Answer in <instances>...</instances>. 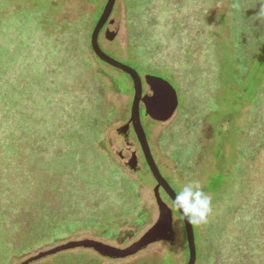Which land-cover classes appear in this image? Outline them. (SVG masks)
I'll return each mask as SVG.
<instances>
[{
    "label": "rangeland",
    "instance_id": "1",
    "mask_svg": "<svg viewBox=\"0 0 264 264\" xmlns=\"http://www.w3.org/2000/svg\"><path fill=\"white\" fill-rule=\"evenodd\" d=\"M31 1L32 0H11L12 6L9 7L6 5L7 7L0 9V15L6 13L15 16L21 15L19 19H9L8 17V20L5 21L7 24L3 26L1 23L4 21V17L0 16V44L2 43L1 45L6 49L5 51L12 48L10 50V57H15L16 59L21 57L19 46L26 44V55L29 57L28 59L33 60L35 63L34 67L29 70L28 73L30 77H34V80H38L41 83L42 80L47 77L40 68V66L43 65L41 63L54 59L69 60V58L64 56V53L58 54L56 57L47 53L55 44L49 42L50 40L44 36L43 31L35 24L30 13H28L26 9H22L30 8ZM50 2L58 5V10L56 13H53V17L51 16L53 25L46 29L47 33L53 36L60 35L61 32L65 31L81 34L85 33L87 36H79V39L83 43H85L87 39L88 50L85 52V55L92 60L93 69L101 67V70L105 71L107 74L105 77L107 89L101 103H98L97 98L89 99L80 97L79 99L77 96L73 97V100L78 104L76 108L81 110V113L75 117V123L79 124L82 128L86 127V133L80 137V135L77 134L78 129L71 132L72 137L70 141L71 143L78 142L79 149L76 151L73 149V151L66 153V158L63 162L66 165H76L79 163L85 168L86 165H84V160H75V154L78 151L83 158L86 155H92L94 157L100 156L98 160H100V162H102V160L104 161L102 163V165L104 164L102 166L103 169H100L97 165L85 169L89 170V173L101 176L100 178L108 182L105 187L109 188V192L114 196H118V199H120V202L117 203L121 206L118 216L123 217L116 218L106 223L101 221L99 227L92 228L96 220L93 219L94 216L88 217L86 219L87 222H85L84 219L80 217L76 218L67 215V210L60 208V206L64 205L63 200H61L60 196L56 197L57 199H55L54 202L55 205L58 203L59 211L57 210L55 215L50 211L49 214L41 220L42 222L47 221L45 223V229H43V226L40 227V229L43 227L42 232L38 231L30 236L17 240L14 246L20 249L19 257H11L5 264H19L37 255L41 251H47L54 246L67 243L70 240L91 238L114 247L126 248L139 240L147 230L156 223L159 217V210L154 196L156 181L145 163L135 134L130 129L127 130L126 133H123V128L127 127V123L130 119V108L133 99L130 78L125 73L106 65L102 61H99V64L90 46L92 30L107 0H50ZM232 2L233 12L235 14L238 8L236 7V0H214L210 17L216 35L219 67L222 68L220 76L217 75V77L206 75L191 77V79H189L190 83L186 80L187 83L179 84V81L169 74L168 70H166L167 68L160 70V72L146 70L144 65L148 63V57L143 55L137 58L135 54L130 51V49H132L131 42H133L135 32L134 23L131 22L129 17L127 0H117L110 18V21L115 22L114 24H119L117 37L114 40L109 37L108 32L113 30L112 26L109 27V25L105 27L99 37L100 45L106 54L136 69L139 73L144 72L148 75L169 81L178 93L179 108L172 120L167 122L152 121L149 118H145L144 113H141V120L160 172L175 192H177L184 183L197 181L201 184L204 191L212 198L213 212L208 222L202 225H194L198 250L196 264H208L204 259L201 262V256L207 252L212 259H217L219 264H227L234 258L235 261H237V255H232L230 248L226 245L227 241L225 236L220 240L216 237L211 239L209 224L227 221V228L232 227L233 230H236L238 226L234 223L236 221L232 219L231 214H236L237 218L243 212L254 209L257 201H254L256 194L252 191L264 184V141L259 137L255 139V143L258 146V153L252 161H243L239 158L237 148L234 147L233 144L234 137L227 140V145L223 148V151H219L220 149L217 143L220 129L224 128L225 130L228 128L229 124H225V119L230 120L228 114L231 111L239 115L236 116L237 118H235V121H232L236 122L239 126L245 124L248 120H253L257 115V113L255 114V110L252 111L250 115V111L254 108L253 105L258 103V99L249 96L248 99L243 101V97L237 89L242 85L241 80L237 78L236 74L233 75L234 72L228 69L231 63L239 62L238 59H240V56L245 55L243 54L244 51L241 50L244 46L230 40ZM147 4H150V0H147ZM11 7H16V9ZM164 18L165 17L157 16V14L152 16L150 20L153 27L152 31L159 30V33L161 32L164 26ZM64 22H66V24L64 28L61 29L60 24L63 25ZM5 37L7 38L6 40H4ZM8 39H12L13 42L9 44L10 42ZM16 45H18V48L14 49ZM64 45L68 46L66 43ZM35 47L44 49V54L41 56L36 55ZM261 54H263L264 58V46L261 50ZM140 59L143 61L142 64H144L141 65L143 70L139 69ZM4 61L6 65L4 67L13 66L10 59H5ZM166 62L167 60L164 61V64L173 67L171 62ZM235 69L240 70L241 68L236 66L234 67V70ZM21 75L22 74L18 73L19 77ZM9 77H14V75ZM55 77H58L57 85H59L60 89H65V87L70 88V90L72 89L73 85L71 82H68L72 77H75L74 74L69 76L68 71H65V73H58ZM22 78L23 82H27L25 77ZM218 81H220L219 84ZM194 82H196V84ZM216 82V85H220V88L218 87L217 93L214 95L209 96L208 94L203 98L202 93L196 94L199 90L214 87ZM44 88L52 91L51 88L43 85L42 89ZM23 90L25 89L23 88ZM101 92L102 90H100L99 93ZM25 99L28 100L29 97ZM245 101L248 103V105H246L247 103L245 104L246 107L243 105ZM59 102H62L65 107L70 103L68 98H61ZM252 103L253 105H251ZM214 105H219V107L221 106L223 109L220 113L213 115L215 120L207 113V110L212 109ZM26 106L27 110L28 108L30 110L36 109L30 108L29 102ZM60 106L55 104L52 105L54 110L57 111H60ZM20 109L19 107L17 111L21 113L22 120H25L26 110L20 111ZM196 111H198V113ZM223 112H226L227 115L225 116ZM38 114L40 113L38 112ZM70 117H73V114H70ZM215 121L218 124L220 123L218 128L215 126L217 125ZM46 123L47 121L38 122V125L41 126ZM196 124H199V126L195 127ZM191 126L196 129H190ZM22 127L24 128L26 126L23 125ZM191 131L194 134H191ZM126 137L134 144L132 149L126 148V144L129 143ZM195 140H197V142H195ZM21 143L22 148H30V144L27 143L26 140ZM119 151H123V153L129 157L130 154H135L138 158L137 166L139 169L133 171L130 167L126 166L125 162L116 155ZM215 151L218 152L220 157L218 155L216 156ZM52 157L53 159H50L49 163L44 159L40 161L44 168V172L51 166L50 161L55 160L54 162H57L62 157V154L57 153L56 156H54L52 153ZM235 164L238 166L235 167ZM109 165H112L113 168L104 169ZM222 169H224L226 175L232 174V177L229 179L227 176V191L223 194L224 197L221 200H217L208 189L209 180L210 177H212V181L214 177H216V180L218 175L214 176V174ZM240 172H242V175ZM71 176L73 175L71 174ZM25 177L26 176L21 175L13 177V182L12 178L9 180L8 184H10V186L8 189H10V192L0 198L5 199V201L7 200L4 204H1L2 206L0 205V210L2 208H7V206L11 204L9 196L13 195L12 197L17 199V204L11 206L12 210L19 208L21 212L31 211V206H27L29 204L23 208L25 199L27 198L26 190L22 189V191H20L19 189L21 184L24 183L23 178ZM71 178L75 180L74 176ZM5 179H7V177L1 176L0 182L4 184ZM76 181L79 182L78 179ZM75 185L81 188L82 191L86 189L88 191L87 194L91 195L93 198L95 197V199L98 198L97 196H100V203H113L117 201L107 193L105 188L99 189L98 186L93 188L91 185H84L83 183ZM160 192L164 202L172 208L170 199L162 190ZM250 193L253 199L247 202L248 199L246 195ZM232 194L234 195L233 201L229 199V196ZM49 199L50 198L47 199V202H49ZM81 200L83 202L80 203L79 207L85 210L87 208L86 205H89L88 203H91V200L88 198H83ZM114 207H116L115 204L111 207L107 206V208L116 209ZM233 207H237L236 211L234 209L231 210ZM233 211H235V213ZM142 214L146 218L142 223L138 224L137 220L140 219ZM173 214L176 233L174 243L159 242L149 246L136 256L122 260H111L100 256L93 250L78 248L46 257L32 264H186L189 256L184 225L179 213L174 209ZM10 226V220L7 221V218L3 217L0 212V230ZM209 238L211 241L218 243L216 247L219 251L216 254L212 252L215 246H208L207 244ZM2 258L3 256L0 255V264H4Z\"/></svg>",
    "mask_w": 264,
    "mask_h": 264
},
{
    "label": "trees",
    "instance_id": "2",
    "mask_svg": "<svg viewBox=\"0 0 264 264\" xmlns=\"http://www.w3.org/2000/svg\"><path fill=\"white\" fill-rule=\"evenodd\" d=\"M127 2L129 17L134 23L135 32L130 51L137 58L146 55L149 60L144 65L140 59L139 69L143 70L141 65H144L146 70L154 72H160V70L167 68L166 70L179 81V84L190 83L191 77L220 76L222 68L219 67L216 35L210 20L214 0H150V4H147V0H127ZM0 3V9L12 6L11 0H0ZM236 3L238 8L235 14L233 2L231 5L230 40L236 44H242L244 48L241 50L244 51L243 54L245 55L240 56L239 62L231 63L228 69L241 80L242 85L237 89L243 97V101L249 96L258 99L257 104H251L254 108L250 111V115L254 110L257 115L253 120H248L239 126L236 122H232L239 115L231 111L228 114L230 120L225 119V124H229L228 128L220 129L217 143L219 151H223L227 145V140L234 137L233 144L237 148L239 158L243 161H252L258 153L255 139L259 137L264 141V58L261 54L264 46V0H236ZM11 8L16 9V7ZM22 9H26L30 13L35 24L43 31L44 36L50 40L49 42L55 44L47 53L55 57L64 53V56L69 60L54 59L41 63L43 65L40 68L47 77L40 83L38 80H34V77H30L28 73L35 63L26 55V44L19 46L21 57L18 59L10 57L12 48L5 51L2 43L0 44V178L1 176L7 177L4 184L0 182V198L10 192L8 189L10 184L8 183L11 178L13 182V177L24 175L26 176L23 178L24 183L19 187L20 191L24 189L27 193L23 208L27 204H29L28 207L31 206L30 212H21L19 208L12 210L11 206L17 204V199L11 195L9 196L11 204L0 210L3 217H6L7 221L10 220L11 223L10 227L0 230V255L3 256L4 264L11 257H19L20 249L14 246L17 240L38 231L42 232L47 221L42 222L41 220L50 211L54 215L57 210L59 211L58 203L55 205L54 202L56 197L60 196L63 200L64 205L60 208L67 210V215L80 217L85 222H87L88 217L94 216L93 219L96 220L92 228L99 227L101 221L106 223L123 217L118 216L121 206L117 203L120 202V199L111 194L109 188L105 187L108 182L100 178L101 176L89 173V170L85 169L87 167L89 169L93 165L103 169L104 164L102 165V163L104 161L98 160L100 156L86 155L83 158L78 151V154H75V160H84L85 168L79 163L66 165L63 162L66 153L73 151V149L75 151L79 149L78 142L71 143L70 141L71 132L78 129L77 134L80 137L86 133V127L82 128L75 123V117L81 113V110L76 108L78 104L73 100V97L77 96L79 99L80 97L97 98L98 103H101L107 89L105 81L107 74L101 70V67L93 69L92 60L85 55L88 50L87 39L85 43L79 39L81 35L87 36L85 33L65 31L57 36L47 33L46 29L53 25L51 16L53 17V13L57 12L58 5L52 4L50 0H32L30 8ZM156 14L165 17L164 26L160 33L159 30L152 31L153 27L150 20ZM0 16L4 17V21L2 23L0 21L2 26L7 24L5 21L8 20V17L9 19L21 18V15L15 16L9 13ZM65 24L66 22L63 25L60 24V28L63 29ZM6 39L5 37L4 40ZM8 40L9 44L13 42L12 39ZM65 43L68 46L64 45ZM16 48L18 45L14 49ZM34 49L36 55L44 54V49L36 47ZM5 59H10L13 66L4 67L6 66L4 64ZM95 59L99 63L100 60ZM166 60L171 62L173 67L164 64ZM235 65L241 69L234 70ZM65 71H68L69 76L72 74L75 76L70 77L68 82L73 85L71 90L68 87L60 89L57 85L58 77L55 76L60 72L65 73ZM18 73L22 75L19 77ZM13 75L14 77H9ZM22 77H25L27 82H23ZM194 83L196 84V82ZM216 84L217 82L214 87L199 90L196 94L202 93L203 98L208 94L209 96L214 95L217 93L218 87L220 88V85ZM43 85L51 88L52 91L46 88L42 89ZM100 90H102L101 93H99ZM26 97L29 99H25ZM61 98H68L70 103L65 107L62 102H59ZM28 102L30 108L36 109L30 110L28 108L27 110ZM54 104L61 105L60 111L54 110L52 107ZM19 107L21 108L20 111L26 110L25 120H22L21 113L17 111ZM222 110L221 106L214 105L212 109L207 110V113L215 120L213 115ZM196 112L198 113V111ZM223 113L225 116L227 115L226 112ZM70 114H73V117H70ZM45 121H47L46 124L38 125V122ZM215 123L217 122L215 121ZM219 124L217 123L215 126L218 128ZM23 125L26 127L23 128ZM197 126L199 124L195 125V127ZM195 127L192 128L191 126L190 129L195 130ZM191 134L194 133L191 131ZM25 140L30 144V148H22L21 142ZM217 151H215L216 156L218 155ZM52 153L54 156L60 153L62 157L57 162L51 160V166L44 172L40 161L44 159L49 163V160L53 159ZM236 166L238 165L235 164ZM110 167L113 168L112 165H109L104 169H110ZM240 173L242 175V172ZM71 174L75 180L71 178L73 177ZM216 175L218 177L215 180L216 177L214 176ZM214 176L215 181H212V177H210L208 189L214 198L221 200L227 191V176L231 179L232 174L226 175L222 169ZM77 179L79 182L76 181ZM80 183L89 184L93 188L97 186L99 189L105 188L107 193L117 201L100 203V196L95 199V197L87 194L86 189L82 191L81 188L76 187L75 184L80 185ZM252 192L256 194L254 201H257L254 209L247 210L246 208L247 211L237 218L236 214H231L232 219L236 221L234 223L238 226L236 230H233L232 227L227 228V221L209 224L211 239L216 237L220 240L225 236L226 245L230 248L231 254L237 255V261L234 258L227 264H264V184ZM251 193L246 195L247 202L253 199ZM233 196V194L230 195L229 199L232 200ZM48 198H50L49 202H47ZM83 198L91 200V203L86 205L85 210L79 207ZM6 201L0 199V205ZM114 204L116 209L107 208V206L111 207ZM233 209L236 211L237 207L231 208V210ZM235 211L233 212L235 213ZM145 218L142 214L137 220L138 224L142 223ZM41 226L43 227L40 229ZM211 239H208L207 244L208 246H215L212 252L216 254L219 251L216 247L218 243L211 241ZM207 253L201 256V262L204 259L208 264H219L217 259H212Z\"/></svg>",
    "mask_w": 264,
    "mask_h": 264
},
{
    "label": "water",
    "instance_id": "3",
    "mask_svg": "<svg viewBox=\"0 0 264 264\" xmlns=\"http://www.w3.org/2000/svg\"><path fill=\"white\" fill-rule=\"evenodd\" d=\"M116 2L117 0H107V3L105 4L101 15L92 30L90 46L94 55L100 61L125 73L126 75L131 77L133 81L135 95L129 123L133 125L134 132L145 157V162L150 170V173L152 174V177L157 182L154 188V196L159 210V217L156 223L151 228H149L139 240L126 248L114 247L91 238L82 240H70L67 243L54 246L47 251H41L37 255L32 256L19 264H32L46 257H50L64 251L75 250L78 248L93 250L100 256L111 260H122L136 256L153 244L159 242H175L176 233L174 229L173 208L169 207V205L164 202L160 191L162 189L171 200V202L176 192L164 178V176L160 172L158 164L154 159L146 131L142 124L140 103L143 102L145 104L146 114L150 116L152 120L157 122H167L169 120H172L176 115V112L178 111L179 97L177 91L169 81L148 74H146L144 77L146 83L154 91V94L153 96H143V82L139 72L136 69L115 60L114 58L106 54L102 49L99 42V37L105 27L107 25H109V27L112 26L113 30H109L110 32H108V35L112 40L117 37L119 32V24H114L115 22L110 21ZM127 130V127H124L123 133H126ZM126 139L129 140L128 137H126ZM126 146L127 149H132L134 147V144L129 140V143H127ZM116 155L121 160H123L125 162V165L130 167V169H132L133 171H137L139 169L137 166L138 158L135 154H130L129 157L126 156L123 151H119L116 153ZM181 219L184 225L188 247L189 258L186 264H196L198 259V250L194 225L188 223L183 217H181Z\"/></svg>",
    "mask_w": 264,
    "mask_h": 264
},
{
    "label": "clouds",
    "instance_id": "4",
    "mask_svg": "<svg viewBox=\"0 0 264 264\" xmlns=\"http://www.w3.org/2000/svg\"><path fill=\"white\" fill-rule=\"evenodd\" d=\"M172 208L188 223L202 225L213 212L211 196L197 181L184 183L172 200Z\"/></svg>",
    "mask_w": 264,
    "mask_h": 264
},
{
    "label": "flooded vegetation",
    "instance_id": "5",
    "mask_svg": "<svg viewBox=\"0 0 264 264\" xmlns=\"http://www.w3.org/2000/svg\"><path fill=\"white\" fill-rule=\"evenodd\" d=\"M140 75H141V78H142V82H143V96H145V95H149V96H153V94H154V91L152 90V88L146 83V80H145V75H146V73H144V72H141V73H139ZM128 76V75H127ZM129 77V76H128ZM130 78V81H131V87H132V95H133V99H132V103H131V108H130V117H131V109H132V104H133V100H134V95H135V90H134V84H133V81H132V79H131V77H129ZM140 111H141V113H144V115H145V118H149V119H151V117L150 116H148L147 114H146V107H145V104L143 103V102H141L140 103ZM130 120V119H129ZM152 120V119H151ZM152 121H154V120H152ZM127 129L129 130H131L134 134H135V132H134V129H133V125L131 124V123H129V121H128V123H127ZM135 136H136V134H135ZM136 139H137V137H136ZM138 141V140H137ZM139 143V142H138ZM139 146H140V144H139ZM140 149H141V146H140ZM141 151H142V149H141ZM153 154V153H152ZM142 155H143V152H142ZM143 157H144V155H143ZM144 159H145V157H144ZM146 163V162H145ZM147 165V164H146ZM150 171V170H149ZM155 180V179H154ZM157 183V182H156ZM162 190V189H161ZM163 191V190H162ZM164 192V191H163ZM165 193V192H164ZM168 197V196H167ZM171 201V200H170Z\"/></svg>",
    "mask_w": 264,
    "mask_h": 264
}]
</instances>
